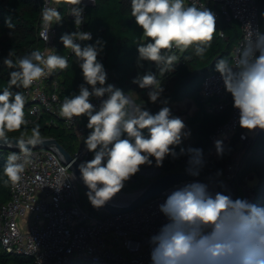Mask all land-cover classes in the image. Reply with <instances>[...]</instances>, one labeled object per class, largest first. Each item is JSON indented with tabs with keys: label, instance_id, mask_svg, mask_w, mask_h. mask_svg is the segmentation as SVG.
<instances>
[{
	"label": "clouds",
	"instance_id": "9594fccd",
	"mask_svg": "<svg viewBox=\"0 0 264 264\" xmlns=\"http://www.w3.org/2000/svg\"><path fill=\"white\" fill-rule=\"evenodd\" d=\"M72 5L69 15L79 29L83 23L82 0H66ZM131 15L143 30L136 43L138 63L154 62L159 77L175 70L181 56L193 49L204 59L217 33L215 14L207 7L186 6L185 0H131ZM41 36L48 40L53 24L63 20L56 7L45 0L41 9ZM9 29L14 27L11 18L5 21ZM223 36V32H220ZM89 32L65 33L60 40L71 49L82 70L86 85H80L79 95L65 97L59 115L68 120L87 116L90 134L84 143L94 157L79 164L81 179L87 186L88 199L93 207L100 208L112 200L124 187V182L135 175L140 166H162L166 157L173 159L188 156L186 172L198 177L204 167L203 151L198 148H175L186 132L184 121L174 116L167 106L151 114L143 106L134 105L123 90L106 85L107 73L97 57L103 43L81 47L76 41H89ZM3 63L10 69L8 86L0 92V142L11 146L7 133L20 130L25 120V96L16 88L31 87L34 82L51 75L55 70L69 67L68 60L60 55H45L39 50L17 58L10 57ZM189 57H184L188 59ZM215 70L223 80L226 92L233 99V107L239 111V126L252 131L264 130V31H251L245 44L237 49L233 63L220 58ZM133 83L141 89H149L148 97L155 103L164 91L161 80L151 71L137 76ZM103 99L99 110L90 97ZM147 130V135L144 134ZM42 143L38 127L25 131L16 142L19 152H10L4 164L5 186H15L31 161V147ZM218 156H223L222 140L215 141ZM159 212L165 222L150 236V264H264V206L247 198H235L222 192L209 191L208 185L199 181L187 182L172 190L159 204Z\"/></svg>",
	"mask_w": 264,
	"mask_h": 264
},
{
	"label": "built area",
	"instance_id": "2783aa9c",
	"mask_svg": "<svg viewBox=\"0 0 264 264\" xmlns=\"http://www.w3.org/2000/svg\"><path fill=\"white\" fill-rule=\"evenodd\" d=\"M189 5L207 7L216 16L236 19L240 22L242 35L234 44L231 53L235 62L237 49L242 47L249 38L251 31H262L260 21V0H186ZM45 0H40V9ZM48 6H64L63 17L68 19L66 31L89 32L88 8L96 0H82L83 23L77 29L74 17L69 15L72 5L66 0H47ZM41 25L38 30L42 46L39 49L45 55L56 54L67 57L73 52L66 48V53L58 52V24H53L48 40L41 36ZM224 31L220 29L219 33ZM81 43V41H76ZM62 70L57 69L51 75L41 78L27 89L25 96V125L44 122L47 125L62 123L74 131L79 145L73 153L79 162L89 161L94 153L87 150L84 143L91 129L87 128V116L74 117L68 120L59 115L63 102L59 93V82ZM116 87L114 81H108ZM136 105L134 96L123 91ZM201 95L209 111H221L232 102L230 93L226 92L220 74L213 71L205 76L201 83ZM103 99L90 97V102L98 111ZM174 116L182 117L187 125V113H194L198 105L191 97L169 103ZM168 104V105H169ZM185 112L183 115L182 112ZM240 129L239 111L232 106L230 116L219 124L210 135V144L206 153V162L214 166L221 158L217 155L215 141L222 140L225 149ZM259 128L248 131L241 130L240 143H246L245 149L221 169H211L223 174L226 179H234L243 187L245 197L253 201L254 188L239 181L238 171L243 160L251 152L255 136ZM11 152H19L13 148ZM31 163L25 168L22 180L18 185H11V196L0 207V239L6 250L21 253L33 258L32 264H73L81 260L97 264H150L149 238L156 233L165 222L159 212L161 204L168 194L150 197L139 205L103 216L88 209L82 200V185L75 173L65 163L62 155L53 148L31 147Z\"/></svg>",
	"mask_w": 264,
	"mask_h": 264
},
{
	"label": "trees",
	"instance_id": "16d2710c",
	"mask_svg": "<svg viewBox=\"0 0 264 264\" xmlns=\"http://www.w3.org/2000/svg\"><path fill=\"white\" fill-rule=\"evenodd\" d=\"M260 2V21L262 31H264V0H260ZM59 11L64 17L65 10L63 5L60 6ZM9 17L14 25L12 29H9L5 24L6 19ZM66 22H68V19L64 18V21L58 24V52L63 54L66 53V48L62 44L60 37L68 33L65 27ZM216 22L217 33L214 34L211 47L205 54L204 59L197 57L193 49L178 53L181 56V60L177 63L175 70L166 73L163 77H158L162 82L164 91L155 103L151 102L148 97L149 89H141L137 84L133 83L137 76L144 75L141 70L145 69L147 61L138 63L139 54L136 43L140 41L143 30L136 24L135 18L131 15V0H96V3L88 8V27L92 31V39L81 41L80 45L81 47L89 44L95 45L97 40L104 42L102 51H100L97 59L104 65L106 70V82L114 81L116 87L123 91L134 90L136 94L134 96L135 101L153 115L172 101L182 100L186 97L193 98L198 105V109L189 119L194 137L190 147L202 149L204 167L221 169L233 160L234 154L239 148V134L243 129L240 127L220 160L214 166H210L206 162L210 135L219 124L230 116L233 99L231 104L225 109L218 112L209 111L200 92L201 83L206 75L216 71L215 63L218 59L229 58L232 61L233 46L240 39L242 30L240 22L236 19H226L221 16L216 19ZM40 25V0H0V92L8 86L10 72L16 70L8 68L3 63L4 59L8 58L10 51L13 53L10 58L15 61L17 58L28 55L32 51L39 50L42 46V41L38 35ZM220 29L224 31V36L220 35ZM184 57L189 58L184 59ZM67 60L69 67L62 70L59 82V93L62 101L65 97L79 95L81 84L89 87L91 91V86L86 85L83 79L82 70L73 52L67 57ZM151 72L153 73V70ZM12 90L23 93V87L16 88L13 86ZM34 127L39 128L41 136H54L72 154L75 153L79 145L77 135L62 123L47 125L44 122H40L34 125H22L20 130L7 134L22 136V133L26 131L27 135H31V129ZM144 134L147 135V130H144ZM180 148L187 149L179 145L175 148L177 153H179ZM11 150V148L0 146V207L11 196V184L5 186L3 183L6 179L3 174V168ZM186 156H179L176 159L168 156L164 159L162 166L159 167L164 172L185 169L188 166V164L183 163ZM150 159L152 160L150 165L145 164L140 166V168L158 167L155 158ZM252 173H254L253 178H257L255 184L251 185L255 192L252 203L264 206V130L262 129L259 130L254 138L250 154L246 156L241 164L238 171L239 181L247 184L246 178H250ZM133 176L137 177V180L134 181L132 178L129 180L133 184H141L138 172ZM85 197H87V200L84 199ZM82 200L86 207L96 214L101 216L107 214L105 210L92 206L87 192L83 188ZM32 263V257L6 250L0 239V264ZM73 264L97 263L81 260Z\"/></svg>",
	"mask_w": 264,
	"mask_h": 264
},
{
	"label": "water",
	"instance_id": "95a60500",
	"mask_svg": "<svg viewBox=\"0 0 264 264\" xmlns=\"http://www.w3.org/2000/svg\"><path fill=\"white\" fill-rule=\"evenodd\" d=\"M167 105V107H169ZM197 110L194 111V113ZM193 113V114H194ZM192 114V115H193ZM9 139L12 141L11 146L0 142V146L7 148H18L16 142L22 136H15L7 134ZM42 143L36 146L30 147H46L56 149L63 157L65 163L69 164L70 169L75 173L78 180L80 181L83 189L88 192L89 189L84 184L81 179V173L79 171V162L74 155L54 136H41ZM153 169L161 170L160 167H152ZM148 169V168H142ZM134 181L137 180V177L131 176ZM199 181L202 183H213L216 187V192H222L226 195H231L235 199V180L226 179L225 176L211 168L203 167L200 171L198 177H192L187 174L186 168L181 170H172L165 172L158 176L155 179H152L147 184L132 188L129 190H121L122 194L119 196H114L111 201L107 202L105 206L100 207V209L105 210L107 213L119 212L127 209H131L140 203L148 200L150 197L158 194H169L172 190L181 186L187 182Z\"/></svg>",
	"mask_w": 264,
	"mask_h": 264
},
{
	"label": "rangeland",
	"instance_id": "374dc122",
	"mask_svg": "<svg viewBox=\"0 0 264 264\" xmlns=\"http://www.w3.org/2000/svg\"><path fill=\"white\" fill-rule=\"evenodd\" d=\"M185 4H186V6H188V2L186 0H185ZM189 6H191V5H189ZM141 62L143 63V61H141ZM152 70H153V73L157 74V76L159 77L158 70H157L154 62L147 61L145 69H142L141 72L143 74H145V73L152 71ZM128 93L131 94L132 96H136L135 91L132 89L129 90ZM136 105L140 106L137 102H136ZM187 114H188L186 116L187 117L186 118L187 119V125L185 128V131L186 132L190 131V135L186 138H182V143L180 144V146L188 149L190 147L191 143L194 141V137L192 135V129H191V125L189 122V119L193 113H187ZM182 118H183V116L181 117V119ZM238 145H239V148L237 150L235 157L240 154V151L245 149L246 143H240L238 141ZM187 162H188V156H186L185 159L183 160V163L187 164ZM208 168H210V167H208ZM163 173H165V172L162 169L157 170V169H153L152 167H148V169L142 170V168H140V170L138 171V175L140 176L141 184H139V185L133 184L131 180H127L124 182V187L122 189L123 190H129L132 188H137V187L143 186V185H145V183L147 181H151L152 179L157 178L158 176H160ZM253 175H254V173L251 174L250 178H246L247 184H249V185L255 184L257 178H253L254 177ZM208 188H209V191L212 190L209 186H208ZM211 192H213V191H211ZM235 195H236V198H245V193H244L243 187L240 185V183L236 184V186H235ZM84 199L87 200V197H85Z\"/></svg>",
	"mask_w": 264,
	"mask_h": 264
},
{
	"label": "bare ground",
	"instance_id": "6f19581e",
	"mask_svg": "<svg viewBox=\"0 0 264 264\" xmlns=\"http://www.w3.org/2000/svg\"><path fill=\"white\" fill-rule=\"evenodd\" d=\"M205 184H207L212 189L210 191H213V193L216 192V187H215V185L213 183H205ZM121 194H122V191H120L119 193H117L116 196H119Z\"/></svg>",
	"mask_w": 264,
	"mask_h": 264
},
{
	"label": "crops",
	"instance_id": "0c3cea01",
	"mask_svg": "<svg viewBox=\"0 0 264 264\" xmlns=\"http://www.w3.org/2000/svg\"><path fill=\"white\" fill-rule=\"evenodd\" d=\"M193 100H194V99H193ZM182 114L184 115V114H185V112L183 111V112H182Z\"/></svg>",
	"mask_w": 264,
	"mask_h": 264
}]
</instances>
